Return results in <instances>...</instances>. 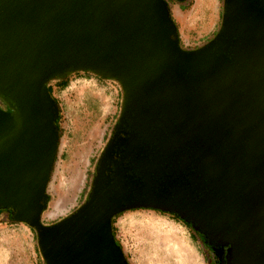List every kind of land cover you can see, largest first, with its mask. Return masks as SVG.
<instances>
[{"label": "water", "instance_id": "95a60500", "mask_svg": "<svg viewBox=\"0 0 264 264\" xmlns=\"http://www.w3.org/2000/svg\"><path fill=\"white\" fill-rule=\"evenodd\" d=\"M222 27L185 52L164 0H0V99L12 110L0 109V208L37 231L45 264H127L112 218L134 208L175 212L231 242L228 264H251L243 244L264 250V19L233 5ZM79 71L123 87L122 118L139 134L120 143L123 159L139 141L151 148L130 168L139 179L96 180L88 201L43 227L59 141L46 84Z\"/></svg>", "mask_w": 264, "mask_h": 264}, {"label": "rangeland", "instance_id": "374dc122", "mask_svg": "<svg viewBox=\"0 0 264 264\" xmlns=\"http://www.w3.org/2000/svg\"><path fill=\"white\" fill-rule=\"evenodd\" d=\"M165 1L176 25L180 46L193 50L213 38L215 32L201 35L179 25L173 6L179 4L188 9L189 0ZM218 5L217 0H200L197 13L188 19V24L196 16L202 21V29L214 20L218 22ZM63 81L49 82L51 97L58 106L55 120L60 138L46 187L49 201L41 215L43 227L58 223L85 203L91 173L109 137L120 103V89L115 81L84 71L72 73ZM3 106L0 99L1 110ZM59 196L64 197L63 202L53 212ZM10 214L9 210L0 209V264H44L35 231L23 222L11 220ZM112 227L128 264H207L211 259L208 248L190 228L163 212L126 211L113 221Z\"/></svg>", "mask_w": 264, "mask_h": 264}, {"label": "flooded vegetation", "instance_id": "af4514ba", "mask_svg": "<svg viewBox=\"0 0 264 264\" xmlns=\"http://www.w3.org/2000/svg\"><path fill=\"white\" fill-rule=\"evenodd\" d=\"M217 2L219 4L218 5V23H217V27H216L213 38L209 40L205 45L197 47L193 50L184 49L182 46H180V42H179L178 46L180 50L185 51V52L198 51L200 49H203L207 45L216 42V39L218 37H221V33L223 32V27H222L223 17L227 13V9L233 5L240 11L247 10V12L250 15L253 14L258 17H262L264 19V0H217ZM84 72H89V71H84ZM105 79H109V80H112L118 83V86L120 89V103L117 109V114L114 120V124L109 133V137L102 151L100 152L98 158L96 159L97 162L91 173L92 176L90 177L88 194L86 196L87 198L84 202L88 201L90 195L92 194V189L94 187V182L96 180H98V182L102 180V183H101L102 186L110 185L113 183V180L116 179L117 170H120L122 172V175H123L122 181L128 180V178L131 181H136L137 179H139L138 172L135 170H131L130 168L131 166H133L134 158L144 159L147 156V153L150 151V148H151V147L145 148L142 141H139L136 147L137 148L141 147L142 148L141 152L136 154L132 158L128 157L126 159H123L124 148L122 146H119L120 143L129 141L131 138H139V134L136 131H132L130 129V126H131L130 118H122V115L124 113L125 103H124V89L121 86L120 82L112 78H105ZM3 107H4V111H7V112L12 111L11 109H9L7 105H4ZM128 116L131 117L132 114L129 113ZM151 159L152 157H149V160ZM101 165H102V169L100 170ZM196 171L198 170L191 169L190 173H195ZM182 176H183V179L180 180V182L184 183L186 187H189L190 185L192 186L196 185V183H194L195 180L193 181L192 179H190L189 174L183 172ZM197 177H200V175H197ZM158 181L159 183H162L165 180L163 178H159ZM171 181L173 183L178 182L174 176L171 178ZM202 182L203 184L207 183L204 180ZM164 188L167 190L168 187L165 186ZM139 209H148V210L163 212L165 214H168L170 216L177 218L180 222H183V224H185L188 228L192 230L193 234L196 235L198 240H200L208 248V253L211 256V259H210L212 261L211 263L228 264V263H231V261L228 262V258L231 255L230 253L233 254V257H235L234 252L229 251L231 248V242H225V240L222 238H219L218 240H214L209 232H207L204 229L199 228L196 224L192 222L191 219L187 217H181L179 214L175 212L160 211L154 208H134V209L125 210L121 212L120 214H123L126 211L139 210ZM118 216L119 215H117V217ZM238 255H239V258L241 256V257H244L245 259H248L246 261H248L251 264H264V250L262 251L259 249L253 250L252 244H246V245L243 244V246L238 250Z\"/></svg>", "mask_w": 264, "mask_h": 264}, {"label": "crops", "instance_id": "0c3cea01", "mask_svg": "<svg viewBox=\"0 0 264 264\" xmlns=\"http://www.w3.org/2000/svg\"><path fill=\"white\" fill-rule=\"evenodd\" d=\"M186 0H180V2H183ZM190 1V6L188 9H186L185 7H180L179 4H175L173 6V11L175 14L176 19L179 22V25H181L182 27L191 29V30H196L199 34H205V35H209L215 32L216 27H217V20H214V22L210 23L209 26L205 29H202L201 26V19L196 16L194 18V21H191L188 24V19L194 15V13L196 14L197 9L199 8V4H200V0H189Z\"/></svg>", "mask_w": 264, "mask_h": 264}, {"label": "trees", "instance_id": "16d2710c", "mask_svg": "<svg viewBox=\"0 0 264 264\" xmlns=\"http://www.w3.org/2000/svg\"><path fill=\"white\" fill-rule=\"evenodd\" d=\"M165 1V0H164ZM165 3H166V1H165ZM167 7H168V5H167ZM169 9V8H168ZM170 13V12H169ZM171 16V15H170ZM171 19H172V17H171ZM172 21H173V19H172ZM174 22V21H173ZM176 26V25H175ZM67 77H65V78H61V79H58V78H51L48 82H47V84H46V87H47V90H48V93L50 94V96H51V89H50V87H49V82L51 81V80H59L60 81V83H63L64 81L63 80H65ZM64 87V86H63ZM54 100V99H53ZM55 101V100H54ZM1 102H2V104L3 105H5V103L3 102V100L1 99ZM55 103L57 104V102L55 101ZM54 125L56 126V129H57V131H58V135H59V138H60V132H59V130H58V127H57V123H56V120L54 121ZM48 198H47V195H46V199H45V201H43V205H44V209H43V212L47 209V203H48ZM0 209H6L7 211L9 210L10 212H11V214L9 215L10 216V218H11V220H14L13 219V214H14V209L12 208V207H5V208H0ZM117 215H120V213L119 214H117ZM117 215H115L113 218H112V225H113V221L115 220V218L117 217ZM26 225H28L27 223H25ZM29 226V225H28ZM30 227V226H29ZM31 229H33L34 231H35V233L37 234V231L34 229V228H32V227H30ZM113 227H112V233H113ZM113 236H114V233H113ZM116 243H117V241H116ZM118 244V243H117ZM119 245V244H118ZM39 248V247H38ZM39 252H40V249H39ZM40 255H41V252H40ZM41 258H42V260H43V257L41 256ZM43 262H44V260H43ZM212 261L210 260L207 264H212L211 263ZM44 264H45V262H44ZM128 264V263H127Z\"/></svg>", "mask_w": 264, "mask_h": 264}, {"label": "bare ground", "instance_id": "6f19581e", "mask_svg": "<svg viewBox=\"0 0 264 264\" xmlns=\"http://www.w3.org/2000/svg\"><path fill=\"white\" fill-rule=\"evenodd\" d=\"M78 176V175H77ZM76 181V180H75ZM72 189V188H71ZM58 195V194H57ZM68 197V196H67ZM63 196H59V198L57 199L56 203L53 206V212H55L56 210H58L60 208V202H63ZM67 203V202H66ZM62 205V203H61ZM65 205V204H64ZM53 212H51L53 214Z\"/></svg>", "mask_w": 264, "mask_h": 264}]
</instances>
